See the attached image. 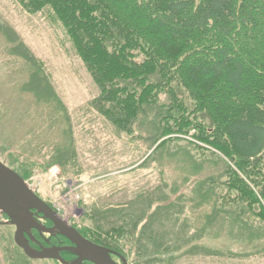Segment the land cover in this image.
<instances>
[{"label": "rangeland", "instance_id": "obj_1", "mask_svg": "<svg viewBox=\"0 0 264 264\" xmlns=\"http://www.w3.org/2000/svg\"><path fill=\"white\" fill-rule=\"evenodd\" d=\"M97 94L56 23L0 0V161L33 163L28 183L77 226L91 224L88 212L116 226L119 210L146 223L141 262L264 264V223L219 200L225 158L203 156L187 140L155 149L159 108L145 109L131 135L118 132L89 105ZM50 167L57 180L46 176ZM4 220L0 213V264H60L25 256ZM134 242L123 241L128 264L137 260Z\"/></svg>", "mask_w": 264, "mask_h": 264}, {"label": "trees", "instance_id": "obj_2", "mask_svg": "<svg viewBox=\"0 0 264 264\" xmlns=\"http://www.w3.org/2000/svg\"><path fill=\"white\" fill-rule=\"evenodd\" d=\"M14 1L61 28L98 88L89 105L116 131L131 135L145 109L159 108L155 149L187 140L223 156L221 204L264 223V0ZM15 162L26 180L34 164ZM119 212L109 228L89 212L90 225H72L124 257L133 239L135 264H147L146 223Z\"/></svg>", "mask_w": 264, "mask_h": 264}, {"label": "water", "instance_id": "obj_3", "mask_svg": "<svg viewBox=\"0 0 264 264\" xmlns=\"http://www.w3.org/2000/svg\"><path fill=\"white\" fill-rule=\"evenodd\" d=\"M32 209L52 221L53 227L40 226L32 216ZM0 212L7 217L5 223L14 226L13 241L28 258L52 259L60 264H82L85 261L92 264H128L127 259L117 251L84 237L43 199L39 198L18 173L1 161ZM32 228L40 234L42 232L51 233L54 228H57L58 232L73 245L34 249L28 243V239H33L30 234ZM63 250L71 252L75 258L70 261L65 260L59 254ZM112 255L117 256L120 262H116Z\"/></svg>", "mask_w": 264, "mask_h": 264}, {"label": "flooded vegetation", "instance_id": "obj_4", "mask_svg": "<svg viewBox=\"0 0 264 264\" xmlns=\"http://www.w3.org/2000/svg\"><path fill=\"white\" fill-rule=\"evenodd\" d=\"M32 216L35 219V221L44 228H51L53 227L52 221L44 218L41 213L36 212L34 209L31 210ZM1 213V212H0ZM1 215H3L1 213ZM7 221V218H5L2 223H5ZM69 224L72 225L71 222L67 221ZM73 226V225H72ZM30 234L33 236V239H28L29 245L37 250H40L41 248H50V247H68L72 246L73 244L62 234H60L57 230V228H54L51 233L42 232L41 234L34 228L30 230ZM59 254L65 259V260H72L75 258L74 254L71 252H68L66 250L60 251ZM112 258L118 262V257L112 255Z\"/></svg>", "mask_w": 264, "mask_h": 264}, {"label": "built area", "instance_id": "obj_5", "mask_svg": "<svg viewBox=\"0 0 264 264\" xmlns=\"http://www.w3.org/2000/svg\"><path fill=\"white\" fill-rule=\"evenodd\" d=\"M48 178H55L57 176V170L55 168L48 169Z\"/></svg>", "mask_w": 264, "mask_h": 264}]
</instances>
